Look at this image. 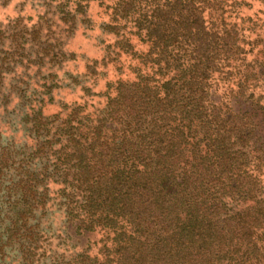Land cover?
I'll list each match as a JSON object with an SVG mask.
<instances>
[{"label": "trees", "instance_id": "trees-1", "mask_svg": "<svg viewBox=\"0 0 264 264\" xmlns=\"http://www.w3.org/2000/svg\"><path fill=\"white\" fill-rule=\"evenodd\" d=\"M234 9L112 7L108 29L130 24L120 50L134 78L109 86L98 114L27 107L16 158L0 134V264H55L49 240L61 242V264H264V28ZM55 207L63 228L99 239L47 238L39 218Z\"/></svg>", "mask_w": 264, "mask_h": 264}, {"label": "rangeland", "instance_id": "rangeland-1", "mask_svg": "<svg viewBox=\"0 0 264 264\" xmlns=\"http://www.w3.org/2000/svg\"><path fill=\"white\" fill-rule=\"evenodd\" d=\"M79 1L0 0L1 148L13 152L14 158L29 142L27 126L21 123L27 107L61 118L65 109L75 106L98 114L106 104L109 86L134 78L136 62L120 50L123 38H130V24H119L120 35L108 29L114 24L112 7L121 0H89L82 9L77 6ZM231 2L239 17L258 19L264 28L261 0ZM130 42L136 52L146 49L135 37ZM44 165L38 162L33 169L40 171ZM47 170L52 172L49 167ZM49 187L51 193L60 188L54 184ZM58 208L38 216L40 227L49 233L47 238L66 231L70 242L80 246L89 238L91 242L99 239L97 235L74 236L63 228ZM60 243L46 242L51 245L48 256H53L55 264H61Z\"/></svg>", "mask_w": 264, "mask_h": 264}]
</instances>
